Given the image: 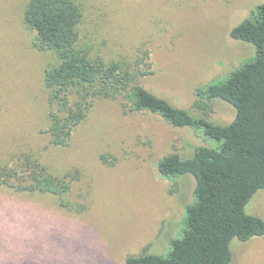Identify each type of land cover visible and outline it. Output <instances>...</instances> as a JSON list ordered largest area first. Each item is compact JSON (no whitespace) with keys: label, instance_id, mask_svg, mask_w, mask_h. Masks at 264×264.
Returning <instances> with one entry per match:
<instances>
[{"label":"rangeland","instance_id":"1","mask_svg":"<svg viewBox=\"0 0 264 264\" xmlns=\"http://www.w3.org/2000/svg\"><path fill=\"white\" fill-rule=\"evenodd\" d=\"M76 1L84 11L78 49L134 72L149 49L152 72L136 82L176 107L193 110L199 87L256 56L253 44L231 32L264 0ZM28 2L0 0V161L35 152L53 173H75L67 197L82 211L60 208L49 195L0 190V264H127L146 247L168 252L183 235L196 180L185 174L172 182L158 163L220 141L157 113L130 111L118 97L97 99L70 143L53 145L44 71L59 59L33 46L23 20ZM235 116L233 105L215 100L211 121L226 125ZM247 209L264 218V191ZM231 247L230 264H264V236Z\"/></svg>","mask_w":264,"mask_h":264},{"label":"trees","instance_id":"2","mask_svg":"<svg viewBox=\"0 0 264 264\" xmlns=\"http://www.w3.org/2000/svg\"><path fill=\"white\" fill-rule=\"evenodd\" d=\"M83 19L76 0H29L24 12L33 46L54 51L59 59L44 71L50 142L67 146L101 98L123 97L130 111L157 113L174 126L203 129L206 137L220 144L197 146L192 156L173 152L158 163L160 174L172 182L185 174L196 180L194 199L186 205L183 235L172 240L168 252L150 253L146 247L128 256L127 264H230L234 240L264 236V218L247 209L264 191V2L231 32L233 38L256 47L255 58L199 87L193 110L176 107L136 82L139 74L152 72L149 49L137 57V72L78 49ZM217 99L236 110L229 124L210 120ZM75 179L73 172L53 173L35 152L0 161V190L28 197L49 195L68 211H82L67 197Z\"/></svg>","mask_w":264,"mask_h":264}]
</instances>
